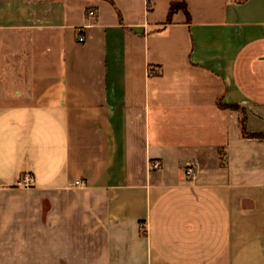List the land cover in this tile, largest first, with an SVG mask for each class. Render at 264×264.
Instances as JSON below:
<instances>
[{
    "label": "crops",
    "instance_id": "crops-1",
    "mask_svg": "<svg viewBox=\"0 0 264 264\" xmlns=\"http://www.w3.org/2000/svg\"><path fill=\"white\" fill-rule=\"evenodd\" d=\"M0 264H264V0H0Z\"/></svg>",
    "mask_w": 264,
    "mask_h": 264
},
{
    "label": "built area",
    "instance_id": "built-area-1",
    "mask_svg": "<svg viewBox=\"0 0 264 264\" xmlns=\"http://www.w3.org/2000/svg\"><path fill=\"white\" fill-rule=\"evenodd\" d=\"M89 14L90 15H93V12H90ZM83 40H84L83 36H79L78 37V41L79 42H82ZM153 167H158V164H155ZM185 172H186V175L192 176L193 173H194V170L192 168H188ZM24 181H25V184L28 185L31 182V178L29 176H26V178L24 179ZM74 185L75 186H78L79 185V182L78 181L74 182Z\"/></svg>",
    "mask_w": 264,
    "mask_h": 264
},
{
    "label": "trees",
    "instance_id": "trees-1",
    "mask_svg": "<svg viewBox=\"0 0 264 264\" xmlns=\"http://www.w3.org/2000/svg\"><path fill=\"white\" fill-rule=\"evenodd\" d=\"M180 7V5H176V4H172L171 6H170V13H173L177 8H179ZM238 107H235V106H233V107H231V109H237ZM240 123H241V126H242V128L244 127V119L242 118L241 119V121H240ZM243 130V129H242Z\"/></svg>",
    "mask_w": 264,
    "mask_h": 264
}]
</instances>
